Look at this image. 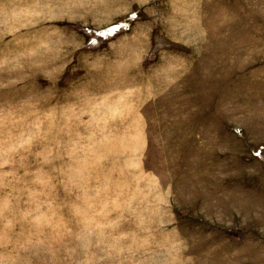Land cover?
<instances>
[{"label": "rangeland", "instance_id": "374dc122", "mask_svg": "<svg viewBox=\"0 0 264 264\" xmlns=\"http://www.w3.org/2000/svg\"><path fill=\"white\" fill-rule=\"evenodd\" d=\"M0 264H264V0H0Z\"/></svg>", "mask_w": 264, "mask_h": 264}]
</instances>
